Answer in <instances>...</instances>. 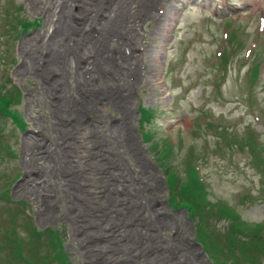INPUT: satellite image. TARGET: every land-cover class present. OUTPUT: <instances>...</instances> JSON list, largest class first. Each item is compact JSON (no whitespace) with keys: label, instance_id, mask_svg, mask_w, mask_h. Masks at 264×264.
Instances as JSON below:
<instances>
[{"label":"rangeland","instance_id":"obj_1","mask_svg":"<svg viewBox=\"0 0 264 264\" xmlns=\"http://www.w3.org/2000/svg\"><path fill=\"white\" fill-rule=\"evenodd\" d=\"M15 87L0 264H264L233 239L264 228V0H0V90ZM142 108L165 164L183 181L199 166L194 221L168 202Z\"/></svg>","mask_w":264,"mask_h":264},{"label":"trees","instance_id":"obj_2","mask_svg":"<svg viewBox=\"0 0 264 264\" xmlns=\"http://www.w3.org/2000/svg\"><path fill=\"white\" fill-rule=\"evenodd\" d=\"M11 101H12L11 98H7L0 95V107L3 108V110L8 109L9 105L11 104ZM152 118H153V110L141 109L140 126L142 128L143 138L145 139L146 142H151L154 139L153 137L154 135L151 134V131L145 130V124L150 123ZM253 137L254 136H252V138ZM155 149H157V146H154L153 150ZM251 151L253 152L254 150L252 149ZM165 154L166 156H168L171 153L170 151H166ZM164 167H165L164 174L167 177L168 187L170 192L168 198L170 205L176 208L179 207L185 208L189 214V217L194 221L197 215L196 212L197 211L201 212L203 211V209L208 207L206 188L203 186L200 179H198V174L192 167L191 168L193 170L191 174H189L190 175L189 180L187 181L181 180L178 174L176 172H172V169L169 168L168 166H164ZM203 199H204V204L202 203ZM200 206L202 209L200 208ZM219 213H222L224 216H227L228 218L232 219L235 222V226L239 228L238 227L239 225L237 224V222L240 220L239 216L233 215L232 213H227L225 210H220ZM250 233L251 234H248L247 232L246 234H244L247 237H243L242 235H240V239H237L236 237L233 239L238 240L241 246L252 244L251 248H255V250L258 251L259 253H264V228L258 227L256 231ZM203 237L204 234L200 233L199 234L200 241L206 250L207 248L206 246H204V243L206 242V238L204 237L203 239ZM248 240L249 242H247ZM48 242L53 247V251H55L56 250L55 245L50 237Z\"/></svg>","mask_w":264,"mask_h":264},{"label":"bare ground","instance_id":"obj_3","mask_svg":"<svg viewBox=\"0 0 264 264\" xmlns=\"http://www.w3.org/2000/svg\"><path fill=\"white\" fill-rule=\"evenodd\" d=\"M257 5H258V4H257ZM90 59H92V57H91ZM111 70H113V67L111 68ZM80 107H81L80 104H77V105L75 106V108H77V109H79Z\"/></svg>","mask_w":264,"mask_h":264}]
</instances>
